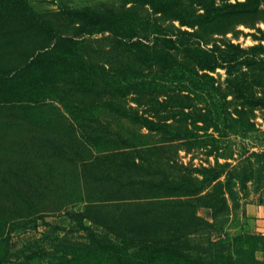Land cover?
<instances>
[{
    "label": "rangeland",
    "instance_id": "obj_1",
    "mask_svg": "<svg viewBox=\"0 0 264 264\" xmlns=\"http://www.w3.org/2000/svg\"><path fill=\"white\" fill-rule=\"evenodd\" d=\"M208 12L219 19L199 26ZM145 17L171 33L195 30L208 46L258 45L264 55V0H0V264L264 262V236L249 229L245 211L264 188V107L249 104L254 71L236 65L238 79L228 82L217 66L203 97L185 82L192 106L174 123L208 145L187 149L180 133L171 141L187 167L174 174L191 178L187 186L160 177L141 161L142 145L111 131L124 124L112 96L128 93L121 101L136 104L117 87L138 70L143 53L125 42L144 33ZM54 33L78 41L75 53L65 56L63 43L36 59L53 48Z\"/></svg>",
    "mask_w": 264,
    "mask_h": 264
},
{
    "label": "trees",
    "instance_id": "obj_2",
    "mask_svg": "<svg viewBox=\"0 0 264 264\" xmlns=\"http://www.w3.org/2000/svg\"><path fill=\"white\" fill-rule=\"evenodd\" d=\"M32 12L33 17H35V12ZM74 13H78L80 17H83L84 11H69L67 14L72 16ZM218 19L219 17L217 15L212 16L208 12L202 16L198 25L208 24ZM83 20L86 23V18L81 20L82 23ZM97 23H99L98 20L89 21V24ZM192 24L194 23L192 22ZM169 30L171 29L168 26L160 25L155 19L153 21L145 17L142 23V31L144 33L136 39H132L133 35H131L128 41L125 42L132 49L136 47L133 50L135 52L140 51V53H143V56L135 63L138 70L135 68L130 69L128 79L120 81V87H117L115 82L113 86L120 90L125 89L126 92L131 90L130 92L133 95L130 99L136 104L132 105L127 100L121 101L128 93H115L112 96L115 99L114 105L117 108L122 107V110L120 111L118 109V113L115 114H117L118 119L124 121V124L121 123L119 128H110L113 129L111 131L115 136L132 142V145H142L141 147L145 158H142L141 161L146 162L148 166L152 165L153 167L151 168L156 169V173L160 177L171 180L172 182L174 181L180 188L185 185L187 186V181H191V178L183 181L178 177L179 175L174 174V172H179L181 169L187 170V167L175 162L177 160V149L173 151L175 144L171 141L180 133L183 135L182 138L187 141V143H184L187 149L194 146L208 147V145H201V141L197 140L198 135H189L187 126L181 129L174 123V118L178 113H183V108L192 106L186 103V99L190 101L192 97L188 94L189 91L185 89V82L188 78L192 81L194 80L195 85L193 88L195 90V96L203 97V93L211 91L214 88L211 82L215 81V78L210 74V71H215L217 66H225L229 76L227 81L229 82L231 76L235 80L238 79V76L233 73V70H236L234 69L236 65L243 64L252 72H255L251 77L254 78L253 81H255L257 90L252 91L251 95H249L251 97L249 104L264 107V55L262 54L263 51H261L263 48L258 45L245 48L230 41L220 40L219 43L221 45H217V41H215L211 46H208L206 44L207 41L203 40L195 30L180 29L177 33H171ZM54 36L57 39L53 48L49 51L39 53L36 59L46 60L51 56H55L54 54L59 48V45L63 43L70 47V51L65 56H70L75 53L74 46L79 43L78 41L56 33H54ZM172 51L184 53L185 60H179ZM191 60L200 69L205 70V72L198 73L195 69L191 68L188 65V62ZM109 71L113 74L111 77L115 76L117 79L116 73L118 71L113 69ZM110 72L107 74H110ZM123 84L125 85L123 86ZM244 89L242 87H235L236 92L242 94V96H248L243 93ZM56 101L58 102V100L51 97V101L47 105L53 106ZM38 102H43V99H39ZM216 105L218 107L219 103ZM241 112L245 113L243 110ZM240 114L241 119L238 122L244 127L248 120L244 114ZM104 116L109 115L104 114ZM58 118L62 119L66 124L72 123L71 125H74V122L64 113H61ZM170 119L171 121H169ZM161 141H167L166 146L170 149L172 148L170 155L172 157H168L167 155L165 157L160 153L159 150L162 147L160 144ZM165 158L175 162V165H169L168 162L164 161ZM217 176H219V173ZM256 264H264V262L256 261Z\"/></svg>",
    "mask_w": 264,
    "mask_h": 264
},
{
    "label": "crops",
    "instance_id": "obj_3",
    "mask_svg": "<svg viewBox=\"0 0 264 264\" xmlns=\"http://www.w3.org/2000/svg\"><path fill=\"white\" fill-rule=\"evenodd\" d=\"M245 211L249 229L264 236V188L257 199L246 205Z\"/></svg>",
    "mask_w": 264,
    "mask_h": 264
}]
</instances>
